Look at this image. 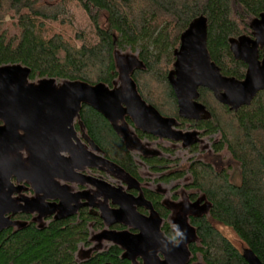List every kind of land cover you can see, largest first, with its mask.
Segmentation results:
<instances>
[{"label": "trees", "instance_id": "1", "mask_svg": "<svg viewBox=\"0 0 264 264\" xmlns=\"http://www.w3.org/2000/svg\"><path fill=\"white\" fill-rule=\"evenodd\" d=\"M71 8H79L89 18L93 40L81 39L80 35L70 40L66 33H50L49 25L61 23L59 18H66ZM262 13L264 0H0V67H22L32 81L66 80L112 89L118 77L115 51L125 46L138 48L140 67L129 78L141 100L163 118L180 122L179 128L187 126L199 131L201 137L218 134L220 139L212 144L213 151L226 150L240 169L238 185L229 182L227 170H215L199 160H191L184 171L157 179L169 183L189 175L190 183L184 186L194 192L188 195L189 200L195 202L202 197L201 202L208 206L206 213L188 216L197 239L187 244L191 255L188 264L196 263L198 256L202 264H247L243 252L213 223L230 228L244 249L264 264V91L257 93L249 106L230 111L210 91L200 88L198 102L210 119L188 122L178 117L167 79L180 35L194 19L203 16L207 20L206 48L211 62L222 76L242 81L246 66L234 59L229 41L251 36V25ZM7 18L11 29L1 25ZM63 24L67 26L66 21ZM155 85L165 89L163 97L154 91ZM76 117L105 160L131 179L144 181L122 137L99 113L83 104ZM197 147L193 143L189 148L196 151ZM142 161L151 172L161 174L169 163L156 157ZM143 197L162 220L160 231L165 237L171 234L170 210L163 204L162 195L145 189ZM11 219L22 224L0 232V264H133L119 245L76 260L80 245L90 247L89 228H106L90 211L82 210L41 227L26 215H13ZM115 229L121 228L110 227ZM136 260L142 264L139 257Z\"/></svg>", "mask_w": 264, "mask_h": 264}, {"label": "water", "instance_id": "2", "mask_svg": "<svg viewBox=\"0 0 264 264\" xmlns=\"http://www.w3.org/2000/svg\"><path fill=\"white\" fill-rule=\"evenodd\" d=\"M251 31L252 39L240 37L229 41L234 59L246 66L244 79L238 81L222 76L211 62L206 48V18L200 16L188 25L180 35L179 48L173 53V70L167 78L176 99L180 119L195 122L210 119L209 112L198 102L200 88L210 91L214 99L230 111L249 106L257 93L264 91V13L252 23ZM258 47L263 52L261 61L257 56ZM28 77L27 70L23 75H20L17 68L0 71V232L11 227L10 215L37 211L42 216L49 217L55 211V206L40 205L38 202L15 205L13 199L6 194L12 178L30 181L38 192L46 193L48 199L61 200V212L57 219L75 215L76 208L70 206L78 197L58 189L52 180L59 177L75 180L59 151L61 147L71 143L74 136L72 123L83 104L110 123L121 120L126 113L136 128L145 134L163 140L190 143L188 135L181 136L171 131L175 125L174 120L163 118L141 100L131 79L128 81V88L122 93L108 92L103 85L92 87L81 82H68L64 89L55 91L53 79H46V82L37 87H26ZM120 103L125 104V109L120 107ZM19 131L27 134L28 139L20 136ZM25 146L30 154L33 174L8 160L9 153ZM111 193L113 201L119 203L120 210L114 212L104 209L105 223L122 224L139 231L136 235L118 232V235L108 237L125 248L127 259L140 256L144 264H162L157 257L159 252L164 257L165 264H188L185 248L169 244L170 250L165 251L161 247L160 241L165 236L158 227L159 221H147L134 214L133 206H150L148 202L124 196L116 190H111ZM242 257L247 264H261L250 250H244Z\"/></svg>", "mask_w": 264, "mask_h": 264}, {"label": "rangeland", "instance_id": "3", "mask_svg": "<svg viewBox=\"0 0 264 264\" xmlns=\"http://www.w3.org/2000/svg\"><path fill=\"white\" fill-rule=\"evenodd\" d=\"M65 16H61L58 24H50L49 30L50 33H56V31H60L62 33H66V37L72 40L73 38L79 37H86L87 39L93 40L94 33L91 27V22L89 18L79 9V8H71L69 10V14L66 18ZM67 22V27L65 24L62 25V22ZM10 22L7 18L5 23L1 24L4 27L10 28ZM11 29V28H10ZM59 32V33H60ZM76 33V34H75ZM139 49H131L130 47H123L121 49H117L115 51V61H116V70L118 73V77L113 82L112 89H108L105 87V90L108 92L119 91L124 92L126 87L128 86L129 74L130 71L134 67H140V63L137 60V54ZM10 68H17L20 70V75H23L26 70L19 67H0L1 70L10 69ZM147 79L146 81H148ZM46 82V79H35V80H27L25 83L26 87H37L41 83ZM152 82V81H151ZM151 82L150 85L152 84ZM68 84L66 80H54L53 81V89L55 91L62 90ZM148 84V83H147ZM154 91L164 96L165 89L163 87H158V85L153 87ZM148 106V105H147ZM116 130L121 134L124 142L128 145L130 154L135 162L138 173L142 179H144L145 186L159 192L163 197V204L170 210V215L168 217V223L170 224L171 228L173 224L179 225V227L184 230L187 234V239L183 243L179 245L177 248H185L187 250V258L191 257L190 253L187 249V244L189 242H197V239L194 234V230L188 223V216L193 215H200L206 213L208 210V206L206 203H202V197H199L197 201L191 202L188 198V195L194 193L192 191H187L184 189V186L190 183V176L186 175L179 180H173L169 183L158 182L157 179L170 172L174 171H184L187 169L191 160H199L205 163H209L213 166L215 170H227L228 172V180L233 185L240 184V169L239 165L234 162L229 153L226 150H222L221 152L215 153L212 149V144L219 141L220 136L218 134H214L211 136L201 137L198 133L191 131L187 126L183 128H176V124L172 127L171 131L177 133L181 136L188 135L190 139L189 144H185L182 142H166L161 139H158L155 142H150L147 140H141L139 144L136 142L133 130L126 126L123 121L119 120L112 124ZM77 126L79 131H77L76 137L79 141L84 142L87 141L84 129L80 125L77 120V117H74L72 127ZM177 129V130H175ZM20 136L25 137L28 139V135L19 131ZM197 143L198 147L196 151L190 150V144ZM162 149H166V151H162ZM88 150V149H87ZM142 155H155L158 159H164L169 161V163L165 166L166 170L164 173H153L151 172L148 165L143 163L141 160ZM97 156L103 160L105 159L102 154H97ZM8 160L10 162L16 163L21 166L22 169L25 171L32 173V169L30 166V154L28 152V148L25 146L19 151L11 152L8 154ZM100 167L103 168L105 172V182L111 183L114 186L118 181L114 177L109 179V171L110 168L114 173H116L118 178H122L124 181L123 187L119 186L122 190L127 187V184H132L133 182L115 167H112L109 164H100ZM111 171V172H112ZM108 175V176H107ZM26 180L22 181H11L10 185L6 191V194L13 199L15 205L21 206L24 202L37 197V195L31 196L27 193L26 188L30 187L27 185ZM57 185L61 188H65L67 191L71 192V188L73 187V183L70 184L71 187L67 186V183L57 181ZM92 200L91 202L87 201L89 205L94 204L100 207H106V193L104 191L95 190L91 191ZM101 216L103 213L100 211L97 212ZM135 214V211H134ZM147 221H159L158 227L160 228L162 221L157 218L155 214L151 211L149 212V217L145 218ZM33 221L37 224V226L41 227L46 225V221L43 220L42 216L38 214L33 215ZM215 228L224 235L239 251L243 252L244 244L243 242L237 237V235L228 227L213 223ZM20 223H14L11 221L10 226L14 229L18 228ZM122 234H128L124 231ZM118 232L112 231L110 229L104 228L103 230L95 231L92 228H89V241L90 247L83 248L81 245L79 246V251L76 255V260L80 261L86 257H88L92 252H101L109 248L111 245H117L114 241L109 240L108 237L116 236ZM125 250V248H122ZM126 253V250H125ZM158 259L162 264H165L164 257L158 252ZM141 259L142 264L143 259L140 256H137ZM133 264H138L136 257L133 258ZM194 264H202L200 257H197V261Z\"/></svg>", "mask_w": 264, "mask_h": 264}, {"label": "flooded vegetation", "instance_id": "4", "mask_svg": "<svg viewBox=\"0 0 264 264\" xmlns=\"http://www.w3.org/2000/svg\"><path fill=\"white\" fill-rule=\"evenodd\" d=\"M247 37L252 39L253 38V34L251 36H247ZM257 56H258V60L261 61L262 60V56H263V52H262V48H260V47H258ZM136 68H138V67H134L130 71V73ZM127 88H128V86L126 87V89ZM125 90H124V92H125ZM124 92H122V93H124ZM120 107L122 109H125V104L124 103H120ZM121 120L123 121V123L126 126L130 127L133 130L136 142L138 144H139V142L141 140H147V141H150V142H155V141H157L159 139V138L153 137L151 135L145 134L141 130L137 129L136 126L131 121L130 117L126 113L123 114V118ZM171 120H174L175 124H176V128H179L178 125H180V122H178L175 119H171ZM107 122L116 130V128L112 125L114 122L113 123H110L109 121H107ZM188 122H190V121H188ZM73 130H74V136L71 138V143L69 145H67V146L61 147L60 151H59V155L63 159H65V161L67 163V167L71 170V173L75 177V180H70V179H65V178H60V177L59 178H53V180H52L53 184L55 185V187H57L60 190H63L65 193L78 197V199L75 202H73L71 204V206H70V207H75L76 208L75 215L79 214L82 210L90 211L95 216H98V218H100V220H102L103 224L106 226L107 229H110V227H118V228H121V229L120 230L119 229H115V230H112V231H116V232H124V231H126L128 234H131V235L139 234L138 230H136V229H134L133 227H130V226H124L122 224L107 225L105 223L104 219H103V216H101L97 212L100 211L101 213H103L104 209H107L108 211H114V212L120 210L119 203L118 202H114L113 199L111 198L112 197L111 190H116L117 192H119L120 194H123L124 196H131L133 198L143 199L146 202H148L143 197V191L145 189H149V190H151V189L145 186V182L144 181H135V180L131 179L128 175H126L120 168H118L114 164H112L111 162H109V161H107L105 159L101 160L97 156V154H102V152L99 150V148L94 143H92L90 140H88V139H87V141H84V142L81 143V141H79L77 139V137H76V134H77V131H79V128L77 126H74ZM175 130H177V129H175ZM191 131L196 132L198 134L200 133L199 131H196V130H191ZM141 134L143 135L142 138L139 137V135H141ZM120 136H121V134H120ZM147 137H153L154 139L153 140H149ZM161 140H163V139H161ZM163 141L170 142V143L173 142V141H169V140H163ZM123 142H124V140H123ZM126 146L128 147L127 144H126ZM139 146H140V144H139ZM128 149H129V147H128ZM153 157H156V156L155 155H142L140 158L142 160V159L153 158ZM47 164L50 165V162H47ZM100 164L101 165L102 164H109L112 167H115L117 170H119L121 173H123L129 179H131V181L133 183L132 184H127V187H125V189L122 190L121 188H119V186L123 187V185H124L123 184L124 183L123 179L122 178H118L116 176L117 174L114 173L110 168H108V170H110V171H109V174H108L109 176L108 175L107 176L109 177V179L114 177L116 179V181L120 180V182L118 181L116 183V184H119V185L114 186L111 183H107V181L105 182L104 178H105V175H106L105 174L106 171L103 168L100 167ZM31 174H33V171H32ZM11 181H16V179L12 178ZM57 181H61V182L67 183V186H69V187H71L70 184L73 183L74 185L71 188V192L67 191L65 188L59 187L57 185ZM27 182H28L27 185H30V187L26 188L27 193L30 194L31 196L36 194L37 197H34L33 199H31L29 201H26V202H38L40 205L41 204L42 205H53V206H55V211L49 217H44L41 214H39V212H37V211L31 212V213L19 212L17 214H13V215H26V216H29L31 218V220L33 221V215L34 214H38L39 216H42L43 220H45L47 222L46 224H48L49 222H52L53 220L57 219V216H59V214L61 212V208H60L59 205L61 204L62 201L58 200L56 198L48 199L46 197V195H47L46 193L38 192L36 190V188L34 187L33 183H31L30 181H27ZM94 189L97 190V191L98 190L104 191L106 193V197H105L106 205H107L106 207H100V206H97V205H94V204L89 205V203H86L87 201L91 202V200L93 198L92 194H91V191H94ZM152 191H154V190H152ZM154 192H156V191H154ZM128 200H130V199H128ZM26 202H24V204ZM23 205H21V206H23ZM132 208H133V211H135V214H138V215L142 216L144 219L146 217H149V212L150 211L153 214H155L152 211L151 204H150V206L141 205V206H133ZM13 215L9 216L10 219H11V217ZM121 216H123V212H121ZM11 221L14 222V223H20V225L22 224L21 221H19V220H12L11 219ZM157 256H158V254H157Z\"/></svg>", "mask_w": 264, "mask_h": 264}, {"label": "clouds", "instance_id": "5", "mask_svg": "<svg viewBox=\"0 0 264 264\" xmlns=\"http://www.w3.org/2000/svg\"><path fill=\"white\" fill-rule=\"evenodd\" d=\"M187 234L184 230H182L179 225L173 224L172 225V232L168 236L165 237L163 241H160L161 247L168 251L170 250L168 245H172L173 247H179L181 243L186 241Z\"/></svg>", "mask_w": 264, "mask_h": 264}]
</instances>
